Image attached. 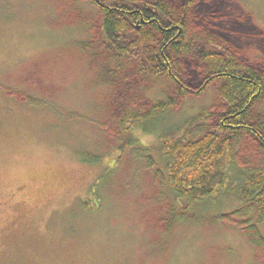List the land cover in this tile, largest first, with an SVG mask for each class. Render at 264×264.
I'll list each match as a JSON object with an SVG mask.
<instances>
[{
  "label": "rangeland",
  "instance_id": "374dc122",
  "mask_svg": "<svg viewBox=\"0 0 264 264\" xmlns=\"http://www.w3.org/2000/svg\"><path fill=\"white\" fill-rule=\"evenodd\" d=\"M208 1L228 10L234 47L264 67L260 40L233 31H264V0ZM98 33L89 0H0V264H264V247L233 223L240 219L168 218L171 200L145 152H120L126 94L99 73L106 56ZM127 79L123 91L145 109L171 90ZM216 89L177 99L172 123L219 104ZM141 139L151 148L157 140ZM80 152L100 161L86 163ZM239 154L264 166L249 142Z\"/></svg>",
  "mask_w": 264,
  "mask_h": 264
},
{
  "label": "trees",
  "instance_id": "16d2710c",
  "mask_svg": "<svg viewBox=\"0 0 264 264\" xmlns=\"http://www.w3.org/2000/svg\"><path fill=\"white\" fill-rule=\"evenodd\" d=\"M89 1L99 9L98 44L106 56L99 73L126 94L116 119L120 152H145L166 189L161 196L171 200L168 218L240 219L233 223L247 241L264 247V166L243 163L239 154L249 142L264 156V67L230 41L228 10L208 0ZM241 30L233 28L264 45L263 30ZM129 77L167 82L173 93L160 89L149 108H142L122 89L124 82L130 86ZM209 85L216 86L219 104L172 123L176 100ZM148 134L156 135L152 148L141 139ZM79 155L86 163L101 158Z\"/></svg>",
  "mask_w": 264,
  "mask_h": 264
}]
</instances>
